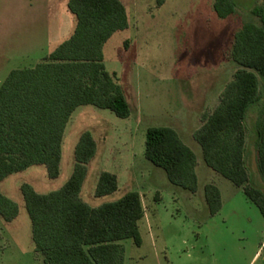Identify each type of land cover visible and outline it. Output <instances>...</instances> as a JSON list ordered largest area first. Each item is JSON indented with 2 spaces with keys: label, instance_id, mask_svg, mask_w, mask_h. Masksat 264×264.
Segmentation results:
<instances>
[{
  "label": "rangeland",
  "instance_id": "obj_1",
  "mask_svg": "<svg viewBox=\"0 0 264 264\" xmlns=\"http://www.w3.org/2000/svg\"><path fill=\"white\" fill-rule=\"evenodd\" d=\"M234 1V13L221 18L214 10L215 0H165L161 5L158 0H122L129 26L106 41L103 63L121 87L130 114L119 116L93 104L78 106L64 132L58 177L50 178L45 164H35L0 183V192L19 205L13 221L0 215V264H43L21 186L28 183L42 194L61 188L74 170L75 148L86 131L93 135L97 152L87 165L81 198L94 207L131 190L142 198V244L131 238L121 241L124 264H264V216L243 187L205 163L194 138L203 114L215 109L237 70L231 57L236 31L248 21L262 24L252 9L264 8V0ZM68 4L69 0H0V86L13 70L34 67L73 34L77 20ZM259 79L260 102L249 108L244 122L246 139L256 154V160L251 155L247 159L249 175L264 191L249 137L264 107V76L259 74ZM151 126L174 128L195 152L197 192L172 184L164 169L146 158ZM103 171L117 176L118 189L96 196ZM208 183L221 191L222 207L216 214L210 213L205 198Z\"/></svg>",
  "mask_w": 264,
  "mask_h": 264
},
{
  "label": "trees",
  "instance_id": "obj_2",
  "mask_svg": "<svg viewBox=\"0 0 264 264\" xmlns=\"http://www.w3.org/2000/svg\"><path fill=\"white\" fill-rule=\"evenodd\" d=\"M165 0H158L161 5ZM77 24L73 34L34 67L13 70L0 86V183L9 175L35 164H45L50 178L60 174L61 144L74 110L83 104L109 108L119 116L130 105L103 63V46L110 36L129 26L122 0H69ZM236 9L234 0H215L214 10L226 18ZM262 24L245 22L236 31L231 48L238 65L221 92L215 109L203 114L194 138L205 163L243 187L264 216V191L250 178L245 118L260 102L259 74L264 76V8L254 7ZM264 179V107L250 136ZM97 152L91 132H84L75 148L76 164L67 182L42 194L24 183L21 191L32 222L35 250L43 264H124L122 240L142 244L140 221L145 210L139 191L115 201L91 206L80 196L88 163ZM145 156L161 167L169 181L192 193L198 190L195 152L170 126H151L146 133ZM118 189L117 176L103 171L96 196ZM211 214L222 207L221 191L205 185ZM19 214V205L0 192V215L7 222ZM3 248L0 239V252Z\"/></svg>",
  "mask_w": 264,
  "mask_h": 264
},
{
  "label": "crops",
  "instance_id": "obj_3",
  "mask_svg": "<svg viewBox=\"0 0 264 264\" xmlns=\"http://www.w3.org/2000/svg\"><path fill=\"white\" fill-rule=\"evenodd\" d=\"M219 99H220V96H219ZM220 102V101H219ZM219 104V103H218ZM217 104V105H218ZM202 124V123H201ZM200 124V125H201ZM199 125V126H200ZM250 137V136H249ZM247 140V142H246V151L248 152V157H247V159H248V161H249V156L251 155V157L253 158V156H254V158H255V160H256V154H255V152H254V149L253 148H250V144H249V142H248V138L246 139ZM248 161H247V163H248ZM263 244H264V242H263ZM258 253H259V251L257 252V254L255 255V257L254 258H256V256L258 255ZM254 260V259H253Z\"/></svg>",
  "mask_w": 264,
  "mask_h": 264
}]
</instances>
